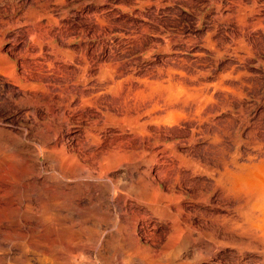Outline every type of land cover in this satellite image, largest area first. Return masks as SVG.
<instances>
[{
  "label": "rangeland",
  "instance_id": "374dc122",
  "mask_svg": "<svg viewBox=\"0 0 264 264\" xmlns=\"http://www.w3.org/2000/svg\"><path fill=\"white\" fill-rule=\"evenodd\" d=\"M34 23L41 27L37 32L42 40L41 49L28 44L29 53L38 54L31 57L19 40L28 41L26 28ZM26 62L55 98L67 94L64 101H54L52 128L57 131L59 126L64 153L75 154L80 161H89L91 148L103 150L121 138L115 120L105 117L107 108L116 113L123 106L113 97L123 101L128 96L130 102L135 91L149 90L152 96L146 106L152 108L149 114L154 119L144 145L151 160L141 162L139 169L148 165L154 180L146 184L149 188H139V199L147 190L144 200L129 198L127 218L131 222L126 224L132 227L134 222L137 230L130 239L135 236L141 242L138 246H145L140 252L152 256L160 253L162 264H264V0H0V66L15 65L23 74L22 64ZM8 87L0 83V166L10 167L5 169L14 180L19 176L47 177L50 163L62 156L61 152L55 156L44 144L48 136L44 119L51 114L46 107H38L40 119L23 115L34 108L19 102L17 93L10 94ZM82 94L95 103L81 105ZM92 129L102 138L97 146L85 142V132ZM126 132L124 136H133L131 131ZM139 142L137 138L132 146ZM117 167L111 176L115 189L129 195L131 183L124 175L127 166ZM63 169L73 172L71 166ZM220 175L227 178V185L233 178L234 182L255 177L262 192L247 194L242 187L247 197L241 189L235 192L237 200L234 193L223 192H227L224 184L215 192L213 179ZM64 181L75 185L70 176ZM105 181L101 180V185L107 188ZM81 188L76 189L79 194ZM6 210L0 207V264H51L61 260L53 252L45 253L40 245L45 241L42 232L46 236L58 233L53 220L29 218L23 223L18 220L22 216H9L12 212ZM86 210L80 221L72 218L76 221L71 227L74 229L67 230L69 242L77 239L72 245L79 242L81 246L88 240L83 224L88 211L94 223L106 216L104 211ZM64 216L65 212L51 213L56 220ZM173 221L179 229H174ZM38 223L42 228L36 227ZM99 230L104 231L102 241L107 240L105 249L109 230L105 225ZM75 254L73 264L87 260Z\"/></svg>",
  "mask_w": 264,
  "mask_h": 264
},
{
  "label": "bare ground",
  "instance_id": "6f19581e",
  "mask_svg": "<svg viewBox=\"0 0 264 264\" xmlns=\"http://www.w3.org/2000/svg\"><path fill=\"white\" fill-rule=\"evenodd\" d=\"M38 28H39V30H41L40 29L41 27H39L37 23L31 24V26L26 28V34L28 36V41L25 42L23 38H22V41L19 40V42L25 43L26 51H24V52H26V55L30 54L28 47H27L29 43H32L33 47L37 46L38 48L41 49V40L42 39L40 40V37L42 35L41 36L39 35ZM18 34H20V33H18ZM21 37H22V35H21ZM51 44H50V46H51ZM52 52H54V51L52 50ZM35 54H37V53H35ZM35 54L31 53L30 56L33 57ZM35 63L36 62H34V65H35ZM22 67H23L24 73L19 74L16 71L15 65H10L7 68H1V66H0V83H2V84L7 83L9 86L8 91L10 92V94L17 93L19 102L20 101H22L24 103L27 102L26 104L29 107L31 106L34 108V110H29L30 109L29 108L27 111H24L23 115H25L27 117L29 115H31L32 117L37 119V118H39L38 117L39 112L36 108L46 107L45 110L48 109L47 111L51 115L47 116L44 119L45 120V122H44L45 128L44 129H45V131H47V135H48V136L46 135L47 136L46 139L44 138L45 139L44 144L46 147H48L49 151H52L54 153V155L57 154V152L58 153L61 152L60 154H62V156L60 157V155H59V158L57 157L53 162L50 163L49 167L51 169V172H50V174H48L49 176H47V177L39 176L38 179H36L35 177L34 178L33 177H25L23 179L22 178L19 179V177H20L19 176V177H17V180H14L11 178V172H8V170H7L10 167L6 166L7 169H5L6 167L2 168L0 166V207H1V209L2 210L4 209L6 212H7L6 209H8V211L10 213L12 212L11 214H9V216L12 214L15 215L16 217L22 216V217L18 218V220L23 221V223H24V221H26L29 218H31V219L32 218H44L46 220H48V219L53 220V223L55 225L54 227H56V230H54V231L58 232V233L53 232L54 236L53 235L46 236V234L42 232L41 238H42V240H45V241L40 242L42 250L45 253L53 252L54 254L58 255L59 258L61 259L59 262L54 261L51 264H73L71 262V259L77 256L75 253H78V255L82 254L83 256H85V258H87V260H85L82 264H162V262H161L162 257H160V255H159L160 253L155 254V255L153 254V256L151 254H149L148 252L142 253L146 249L145 246L142 247L143 245H141L139 247L138 244L140 241L134 235H133L134 238L130 239V236H131L130 234L132 232L135 233L137 230L136 226H134V222H132V224H130V225H132V227L126 226V224L128 225V223L131 222V220L129 222V219L127 218L128 217L127 211L129 208L128 205H131V204H128L129 198L134 196L137 199H139L140 198V196H139L140 194L138 193V191L140 190L139 188L141 187L144 189L145 186H148L146 184H149L152 182V180H154L152 175L150 174L151 172H149L150 170L148 169V165H145V166H147V168L142 169V171H140V169H139V164L141 162H143V161L147 162V160L148 161L151 160V159H149V157H146L147 148L144 145V139L149 134L148 133V128H149L148 126H149V124H151L152 119H154L152 117L153 115L151 116L149 114V113H151L149 111V109H152V108L148 109L149 106L148 107L146 106V101L148 99H150V97L152 96V95L150 96V92H148L149 90L146 91V90L141 89L140 91H135L137 93H136V95L133 94L134 99L132 97V100L130 102H128L129 98L127 100L128 96L127 97L125 96L126 99L123 97L124 98L123 101H120V99L118 100V98L116 99V97H113L114 101L116 100L117 103H121L124 107L122 106L120 108L121 109L120 112L115 111L116 113L111 111L113 109L110 110L109 108H107L106 113H105V117L107 118V120L108 119H110V120L114 119L115 120V121L113 120L115 122L114 124L115 125L117 124L118 128H120V130L122 132L121 138L119 140H118V138L117 139L115 138L116 140H114V142L112 141L114 139L113 138L111 140L112 142L110 141L111 143L108 146H106V148L103 146L104 147L103 150L102 149L96 150L95 147L91 148L90 152H89V156H88V157H90L89 161L86 159H84L83 161H80L76 158V156H74L75 154L71 155V153H69L70 151L69 152L67 151L70 155L64 153V146H65V145L63 146L64 140L62 139V137H60V136L58 137V132H57L59 130V126H58L57 131L54 130V126L52 128V125H53L52 120H53L54 116L56 115V113H55V105H56L55 102H57V101L59 102L60 100H63V99L65 100V98L67 99L68 98L66 96L67 94L66 95H59L57 93L58 98H55L54 97L55 94L52 93L50 91V89H48L47 87H46L47 89H45V84L42 80H40L39 76L35 75V77H34L35 72H33V66L31 65L30 62L23 63ZM110 90H112V91H110V94L113 93V95H114L115 91L113 92V89H110ZM130 91H132V90H130ZM59 92H61V91H59ZM128 94H129V92H128ZM128 94H126V95H128ZM116 95H119V94H116ZM161 96H162V94H161ZM119 98H120V96H119ZM155 99H156V96H155ZM94 103H95L94 100L90 96H86L84 94L81 95V105L94 104ZM149 103L153 104L151 102H149ZM149 103H148V105H149ZM156 103H157V101H156ZM24 106H26V105H24ZM153 106H154V104H153ZM157 106H156V108H158ZM154 107H153V110H155ZM153 110H151V111H153ZM41 116H43V115H41ZM160 117H158V119H160ZM162 117H165V116H162ZM43 118H41V119H43ZM42 123H43V121H42ZM108 123H109L108 121H105L104 124H108ZM102 125H103V123H102ZM60 127H61V125H60ZM126 131H131L133 134H130V132H129V134L133 135V136H131V137L124 136L123 133H127ZM48 132H49V134H48ZM43 135H45V134H43ZM42 137H45V136H42ZM85 137L84 138L86 139L85 142H87V146L91 143H94L97 146L99 144L100 138H101L99 136L98 132L96 130L94 131L93 129L87 130L85 132ZM137 138L140 141L138 146H132V142L134 140H136ZM41 139L43 140V138H41ZM78 142H79V144L83 143V142L80 143V141H78ZM94 144H92V145H94ZM92 145H91V147H92ZM129 145H131V146L129 147ZM78 147H79V145H78ZM81 147L82 146L80 145V148ZM89 148H90V146H89ZM1 159H3V158H1ZM48 160L51 161V159H48ZM124 164H126V166H127V168H125L126 172L124 173V175L126 178H128L127 180H129L131 183V186H130V189H131L130 194L131 195L130 194L127 195V193H122V192H119L117 189H115L114 180L111 177L113 174H115L114 171H115L116 167L119 165H124ZM63 166H71V168L73 170L72 174H71V172H69L70 174L67 173L68 171L65 173L64 169L62 170ZM55 168H57V171H55ZM64 168H66V167H64ZM237 169H235V170H237ZM255 169H257V168H255ZM230 170H233V169H230ZM226 171H228V170H226ZM243 171H245V170H243ZM260 171H261V169H260ZM237 172H239V171H237ZM226 173H230V172H226ZM261 173H263V172H261ZM224 174H225V172H224ZM259 175H262V174H259ZM66 176L72 177V179L74 180V183H75V185L73 184L74 186H72V185L70 186V185H68V183H66L64 181V178ZM225 176H226V174H225ZM263 177H264V175H263ZM39 178H41V179L39 180ZM256 178H257V176H256ZM103 179L108 182L107 188H104L101 185V180H103ZM225 179H227V178H225L223 175H220L218 178L213 179L215 181L214 182L215 183L214 184V191L216 190V187H221L223 184H224V186L222 188L227 190V192L226 191H223V192L226 193L227 195H231V196L235 195L236 194L235 192H237V191H238L237 193H239V190H241V189H242V192L244 194V189L242 187L246 188L245 191L247 192V194L251 193L252 195L259 193L261 190L264 191L263 189L260 190V187H258V182L256 179L255 180L249 179L247 181L246 180L243 181V178H239V179L236 178L237 180H235L233 182V179H234L233 178V179H231L232 183H230V179H228L229 183H230L229 185L225 184ZM155 183H157V182H154V184ZM80 186L83 187V188H81V189H83L82 190L83 192L81 194L78 193L79 191L78 192L76 191V189L78 190ZM142 186H144V187H142ZM149 186H148V188H149ZM154 186H153L152 190H154V192H155L156 191L155 187L157 186V184L155 187ZM263 187L264 186H262V188ZM127 189H128V187H127ZM145 189H146V187H145ZM217 189L219 190V188H217ZM157 190H158L157 193L160 192L159 189H157ZM146 191L144 192L145 195H147ZM219 191H221V188ZM150 192H152V191H150ZM246 192H245V194H246ZM141 193H142V190H141ZM159 194L157 197H159ZM226 194L224 197H226ZM143 195L144 194L141 195V199H139V200L143 199V197L145 196V195L144 196ZM152 195H154V193ZM161 195H162V193H161ZM177 195H179V194H177ZM138 196H139V198H138ZM236 196H238V195H235V198H236ZM257 196H259V195H257ZM152 197H155V196H152ZM170 198H172V197H170ZM170 198H167V199H170ZM240 198L241 197H239V200H240ZM149 199H151L153 201L152 198H149ZM155 199L157 200V198H155ZM160 199H161V197L159 198V200ZM237 199L238 198H236V200ZM172 200H173V198H172ZM172 200L170 199V201H172ZM3 201H5V204H3L4 206L2 205ZM170 201H168V204L171 203ZM163 202H165V200ZM256 202H257V200H256ZM155 203H153V204H155ZM172 203L174 204V202H172ZM156 207L157 206H155V208ZM90 208H91V210H90ZM130 208H132V207H130ZM179 208H181V207H179ZM150 209H152V208H150ZM174 209H176V208H174ZM84 210H86V212L88 210H90V211H92L91 213H93V210L94 211L98 210L99 212L104 211L103 215H106V216H103L102 218L100 217V219L98 218L97 222L94 223L92 220L93 214L91 217H89L90 213L88 211L87 212L88 216L86 215L84 217V218H86V217L87 218L83 223V224H86L84 231H87L88 240H87V242H85L81 246H79L80 244H78L79 243L78 241H77L78 245L75 243L72 245L71 243L73 242V240H77V239L75 237V238H73L72 242H69L68 240L70 239V234L67 230L69 228H71L73 226V224H75L74 222H76V221L73 222L72 218L75 217L80 221V217H82L83 213L85 212ZM54 211L58 212L59 214L62 212H65L66 216H64L60 219H58V217H57L58 220H56L55 218L51 217V213ZM154 212H155V210H154ZM164 212H165V210H164ZM170 212H171V210L169 211V213ZM176 213L177 212H175V214ZM44 214H47V215H44ZM141 214H143V212ZM178 214L180 215L179 211H178ZM54 215H56V214H54ZM169 215H171V214H169ZM189 215L191 216V214H189ZM138 216H137V218H138ZM130 217H132V216H130ZM143 217H144V215H143ZM118 219H120V221ZM256 219H257V217H256ZM39 220H41V219H39ZM136 220H138V219H136ZM142 220H143V218H142ZM176 220H174V221L176 222ZM132 221H134V218ZM174 221L172 223L175 224V227L173 224L172 225H173L174 229L177 230V229H179V227L176 225V223ZM257 221L259 222V219ZM2 223L3 222H1V224ZM7 223L8 222H5L4 225L9 226V224H7ZM135 223H137V222H135ZM253 223H255V221ZM25 224H26V222H25ZM190 224H191V222H190ZM79 225L81 227L82 224H79ZM103 225H105L106 228L109 230V238H110V241H108L107 247L105 249H103V245L105 244V241H107V240L102 241V239L104 237V234H103L104 231L102 232V230L101 231L99 230L103 227ZM251 225H253V224H251ZM155 226L156 225H154L152 227H155ZM0 227H1V225H0ZM36 227L42 228V225L40 223H38L36 225ZM14 228L15 227L10 226L11 230H14ZM81 228H83V226ZM53 229H55V228H53ZM103 230L106 231V229H103ZM171 230H172V227H171ZM174 232H176V231H174ZM105 233H107V232H105ZM84 234H85V232H84ZM109 238H108V240H109ZM65 244H67V245L65 246ZM140 244H141V242H140ZM122 246H125V249H122ZM65 247L70 248L71 251H67V249ZM129 247L133 248L134 250L128 251V249H130ZM140 251H142V252H140ZM157 251H158V249H157ZM131 252H134L135 254L134 253L133 254L136 256H134ZM42 257H43V255H42ZM97 259H99V260H97ZM38 261H40V263H42L40 259ZM46 262H48V261H46ZM47 264H49V263H47Z\"/></svg>",
  "mask_w": 264,
  "mask_h": 264
}]
</instances>
